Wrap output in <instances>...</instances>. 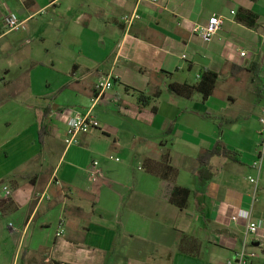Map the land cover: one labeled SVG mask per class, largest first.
I'll use <instances>...</instances> for the list:
<instances>
[{
	"label": "crops",
	"instance_id": "crops-1",
	"mask_svg": "<svg viewBox=\"0 0 264 264\" xmlns=\"http://www.w3.org/2000/svg\"><path fill=\"white\" fill-rule=\"evenodd\" d=\"M257 1L0 0V166L10 158L33 165V173H10L11 203L0 208L1 236L6 222H18L9 226L10 235H21L15 261L35 254L51 264H237L247 241L256 254L250 264H264V243L261 257L246 221L232 220L240 211L264 219V161L254 165L264 106V7ZM240 9L259 17L256 28L237 22ZM44 11L55 17L42 18ZM135 11L141 19L128 28L123 17ZM10 12L23 23L17 32L4 28ZM213 15L225 23L205 44L192 28ZM200 57L208 63H199L196 78L204 67L219 76L213 95L169 93L170 84L199 82ZM107 78L113 87L100 95L96 85ZM142 95L153 97L149 105ZM87 113L100 129L67 147L70 119ZM218 143L228 156L214 155L212 179H199L198 156ZM167 150L176 185L191 190L185 210L143 167ZM94 161L98 182L90 178Z\"/></svg>",
	"mask_w": 264,
	"mask_h": 264
},
{
	"label": "built area",
	"instance_id": "built-area-1",
	"mask_svg": "<svg viewBox=\"0 0 264 264\" xmlns=\"http://www.w3.org/2000/svg\"><path fill=\"white\" fill-rule=\"evenodd\" d=\"M139 2H153L157 3L158 0H138ZM233 16H236V12H231ZM141 19L137 11L127 14L123 17V23L130 28L135 22ZM225 20L222 17L213 15L208 19V22L205 25H194L192 28V34L199 37L203 43L210 44L213 42V39L218 36L219 32L224 26ZM4 28L7 32H17L21 30L23 23L21 22L20 16L15 12L8 13L3 19ZM242 58L247 57V52L242 51L240 53ZM183 59H186V56H183ZM199 77V76H198ZM113 87V80L107 78L106 80H101L96 85V90L101 94H104L106 91L110 90ZM263 97H264V81H263ZM260 131L259 136L260 140L258 143V160L254 164L255 167L260 166L261 162L264 161V106L261 109L260 115ZM100 122L93 117L90 113L85 115H77L70 119L65 133V144L67 147L77 145L79 143V136L82 134H88L93 130L100 129ZM117 162L120 161L119 158H113ZM100 164L98 161L92 163L90 169V178L93 182H98L102 177V171L99 168ZM252 183H255V180L250 178ZM11 192L7 187H4L2 197L5 202L11 200ZM245 220L247 225V233L251 237H259L261 240H255V243H259V247L263 246L264 240V219H253L249 212L240 211L236 216L232 217V220L238 222L239 220ZM60 231L57 236H62L64 233L63 224H60ZM250 243L245 241L243 250L238 254L237 264H250L253 259L256 258L254 252H249ZM254 245V244H253ZM228 264H234V262L229 261Z\"/></svg>",
	"mask_w": 264,
	"mask_h": 264
},
{
	"label": "trees",
	"instance_id": "trees-1",
	"mask_svg": "<svg viewBox=\"0 0 264 264\" xmlns=\"http://www.w3.org/2000/svg\"><path fill=\"white\" fill-rule=\"evenodd\" d=\"M236 20L238 23L245 25L248 28L254 29L257 27V23L259 17L245 9H240L236 16ZM219 76L217 73L211 71L210 69L203 68L200 80L196 84H178L173 83L168 86V92L177 96L186 99H192L195 95H200L203 100H208L214 93L218 82ZM161 92L155 94L154 98L160 97ZM153 97L140 96V102L143 105H149ZM153 111H157V107H153ZM40 144L44 146V135L43 132L40 133L39 138ZM226 150L222 148V145L218 143L213 150L207 151L197 158L198 167L193 170L194 175H196L199 179L209 181L212 179V174L210 173L211 164L210 160L214 155L222 154L228 156ZM143 167L146 171L159 177L162 181L166 182L170 188V203L180 210H185L189 205V199L191 197V190L187 188L180 187L176 185V179L178 175V171L171 164V152L167 150L165 154H163L160 162H154L152 160H147ZM6 202V204H10Z\"/></svg>",
	"mask_w": 264,
	"mask_h": 264
},
{
	"label": "rangeland",
	"instance_id": "rangeland-1",
	"mask_svg": "<svg viewBox=\"0 0 264 264\" xmlns=\"http://www.w3.org/2000/svg\"><path fill=\"white\" fill-rule=\"evenodd\" d=\"M256 4L258 6H262L264 7V0H258L256 2ZM42 18H48V19H52L55 17V15L49 13L48 11H44L42 13ZM195 65H196V71L193 72V76L195 77L196 80H199L196 78V73L200 70V66L199 63H197L196 61H194ZM57 156H53L48 158V161L46 163V168L48 170H52L54 169L56 163H57ZM7 166H0V192H3L4 187H7L11 194L13 195V189L11 188L12 183L14 182L13 180L15 179L14 176L12 174H10L12 171L17 170L18 172H22V173H33L32 169H33V165L29 166V165H25V166H15L17 164V161L14 158H10L9 160H7ZM188 177V180H190ZM187 180V179H186ZM11 195V196H12ZM8 206V204H6L5 200L3 199V197L0 198V208H4ZM25 212V211H24ZM10 221V220H8ZM17 221V220H16ZM12 222V224L10 222H4V229L7 232V235H0V264H22V262H17L15 261V255L17 253V247L18 244L21 240V235L13 233V235H10V230H9V226H12L13 224L16 225L18 224V222ZM20 222L25 221V218H22L19 220ZM39 221V220H38ZM37 221V222H38ZM33 238V236L29 235V241ZM255 240H261V238L259 237H250L249 241ZM264 243V240H263ZM256 251L259 252V255L262 257V252H261V247H257ZM23 264H51V263H45L43 260H41L40 258L36 257V255H32L31 257H27L26 260L23 261Z\"/></svg>",
	"mask_w": 264,
	"mask_h": 264
},
{
	"label": "water",
	"instance_id": "water-1",
	"mask_svg": "<svg viewBox=\"0 0 264 264\" xmlns=\"http://www.w3.org/2000/svg\"><path fill=\"white\" fill-rule=\"evenodd\" d=\"M197 62L200 63V64H202V65H207L208 60L200 57V58H197ZM254 245L258 247L260 244L259 243H255Z\"/></svg>",
	"mask_w": 264,
	"mask_h": 264
}]
</instances>
